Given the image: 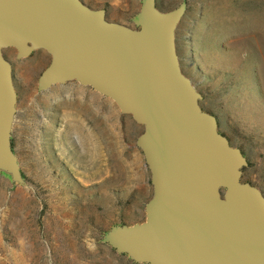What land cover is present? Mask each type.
I'll return each instance as SVG.
<instances>
[{
	"label": "rangeland",
	"instance_id": "obj_1",
	"mask_svg": "<svg viewBox=\"0 0 264 264\" xmlns=\"http://www.w3.org/2000/svg\"><path fill=\"white\" fill-rule=\"evenodd\" d=\"M107 18L134 25L142 0H83ZM187 2L176 30L183 72L200 103L249 164L242 180L264 194V0ZM13 67L17 112L11 130L23 181L0 169V264H147L103 237L115 225L146 220L151 172L137 146L143 125L116 102L76 80L39 90L51 61L45 49Z\"/></svg>",
	"mask_w": 264,
	"mask_h": 264
},
{
	"label": "water",
	"instance_id": "obj_2",
	"mask_svg": "<svg viewBox=\"0 0 264 264\" xmlns=\"http://www.w3.org/2000/svg\"><path fill=\"white\" fill-rule=\"evenodd\" d=\"M187 2L163 11L142 0L134 25L83 0H0V169L23 181L11 130L13 67L36 49L51 54L39 90L76 80L113 99L143 125L136 144L151 172L146 220L115 225L103 241L147 264H264V194L242 180L249 164L201 106L182 70L176 30Z\"/></svg>",
	"mask_w": 264,
	"mask_h": 264
}]
</instances>
